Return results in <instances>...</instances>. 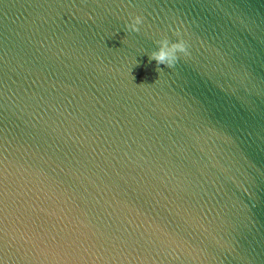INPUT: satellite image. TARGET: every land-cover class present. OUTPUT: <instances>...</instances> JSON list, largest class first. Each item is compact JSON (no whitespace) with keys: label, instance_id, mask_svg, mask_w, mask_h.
Listing matches in <instances>:
<instances>
[{"label":"water","instance_id":"95a60500","mask_svg":"<svg viewBox=\"0 0 264 264\" xmlns=\"http://www.w3.org/2000/svg\"><path fill=\"white\" fill-rule=\"evenodd\" d=\"M0 264H264V0H0Z\"/></svg>","mask_w":264,"mask_h":264},{"label":"clouds","instance_id":"9594fccd","mask_svg":"<svg viewBox=\"0 0 264 264\" xmlns=\"http://www.w3.org/2000/svg\"><path fill=\"white\" fill-rule=\"evenodd\" d=\"M130 23L126 24V30L130 32H140V25L144 23V17L141 15L130 16ZM174 35L178 38L175 42L171 41L167 35L155 43L158 48L149 54V61L154 60L157 65V71L160 73L163 68L160 65L165 66L168 69L174 68L180 59V54L184 56L189 55L188 45L181 38V32L179 29L172 30Z\"/></svg>","mask_w":264,"mask_h":264}]
</instances>
